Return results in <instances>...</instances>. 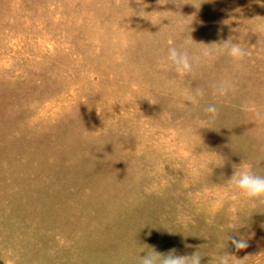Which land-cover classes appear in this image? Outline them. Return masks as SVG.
<instances>
[{
	"label": "rangeland",
	"instance_id": "rangeland-1",
	"mask_svg": "<svg viewBox=\"0 0 264 264\" xmlns=\"http://www.w3.org/2000/svg\"><path fill=\"white\" fill-rule=\"evenodd\" d=\"M230 36L239 69L226 53L192 76L158 66ZM241 162L264 176V0H0V264H138L147 248L264 264V204L224 183Z\"/></svg>",
	"mask_w": 264,
	"mask_h": 264
},
{
	"label": "clouds",
	"instance_id": "clouds-1",
	"mask_svg": "<svg viewBox=\"0 0 264 264\" xmlns=\"http://www.w3.org/2000/svg\"><path fill=\"white\" fill-rule=\"evenodd\" d=\"M232 31H238V29H232ZM234 39L230 36L227 41L222 43L195 42L198 45H203L198 49H193L187 41H184L179 47H169L165 61L160 62L158 66L164 70H173L181 77L192 76L198 68L210 65L219 55L226 53L234 68L239 69L242 66L241 62L245 60L249 52L241 46L240 42H233ZM132 87L136 88V85L133 84ZM211 90L214 97L223 99L235 91V85L230 77H225L213 83ZM204 95V88L189 87L180 91L178 96L173 99L179 108L195 107L199 105ZM241 110L253 117H261L260 107L254 101L245 102ZM203 111L209 124L214 123L219 115V109L215 103L209 104ZM224 183L229 190L228 195L246 199L250 204H264V176L253 172L249 165L242 162L233 165L232 174ZM197 198H199V193H197ZM229 240L236 251L248 247L247 240L243 236H239V238L228 236ZM217 246L223 248V244ZM143 252L145 255L140 256L138 264H201L203 257L199 249L192 255H176L174 249L167 254H161L152 248H147ZM247 258L248 256L239 259L234 254L221 252L215 257V264H244Z\"/></svg>",
	"mask_w": 264,
	"mask_h": 264
}]
</instances>
